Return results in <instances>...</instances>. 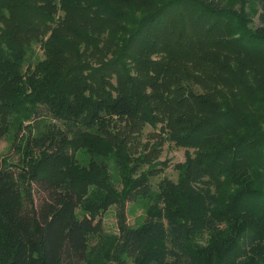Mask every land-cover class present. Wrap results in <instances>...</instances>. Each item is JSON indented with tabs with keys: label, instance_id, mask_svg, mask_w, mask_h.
<instances>
[{
	"label": "trees",
	"instance_id": "1",
	"mask_svg": "<svg viewBox=\"0 0 264 264\" xmlns=\"http://www.w3.org/2000/svg\"><path fill=\"white\" fill-rule=\"evenodd\" d=\"M131 1L138 17L108 0H0V139L14 131L18 155L0 161V264H264V0ZM105 37L120 47L92 67L81 46L109 54ZM38 43L46 57L28 64ZM146 125L194 151L158 192L152 172L133 178L149 153L127 152ZM150 201L130 225L128 204ZM111 205L118 233L93 246Z\"/></svg>",
	"mask_w": 264,
	"mask_h": 264
},
{
	"label": "rangeland",
	"instance_id": "2",
	"mask_svg": "<svg viewBox=\"0 0 264 264\" xmlns=\"http://www.w3.org/2000/svg\"><path fill=\"white\" fill-rule=\"evenodd\" d=\"M110 2V5L120 8L126 13H131L133 16L138 17L139 14L142 12H132L133 2L131 0H108ZM58 7H60L58 5ZM148 11V10H147ZM147 11H144L146 13ZM143 13V14H144ZM65 12L61 9L57 10L56 19H63L65 17ZM263 26V24L260 23L258 16L254 19V25L255 27ZM252 28V26H251ZM103 47L105 48V44H107L106 37L104 38ZM111 47L106 49V52L109 54H100L96 50H91L88 48V50H85V46H81V56L80 58L83 59V61H86L87 64L91 65L92 67L99 66L102 61L105 59H112L114 57L113 53V47L117 46L120 47V44L110 43ZM34 51H35V58L29 60L27 63H35V59L37 60H44L46 57V51L41 48L40 43L34 45ZM76 61H80L77 56H73ZM74 60V61H75ZM26 68V67H25ZM46 120H50L46 116H44ZM114 121H117L115 119ZM124 124V123H123ZM124 125H120V123H117V129L121 128L123 130ZM113 131H116L115 128L111 127ZM124 132V130H123ZM160 133V126L158 128H152L151 126H144L143 130L135 132L133 135L129 137V145L127 146V152L128 154L133 158H140L144 155H147L149 153L151 162L150 164H140V167L138 168L137 172L133 175V178H138L141 173H153L149 176V184L153 191L158 192L159 191V184L164 180L168 179L174 183L178 182L179 179V171L177 169V165L184 164L187 160L188 154H192L193 150H187L184 148H179L175 146L171 142H163L161 145L160 136L158 134ZM14 143V131L11 135L6 136L2 139H0V161L5 158L9 157V159L13 160L14 162L18 161V155L15 154V151L12 148V145ZM97 149L101 154H104L105 156L109 157L108 160H106L107 165H109L108 174L111 176L113 180V184L119 189L122 190L124 188L119 176V172L117 170V167L114 163L115 156L114 152L111 150L110 146L105 141H99ZM75 158L77 162L81 166L88 167L91 162V157L88 154L86 149H80L75 153ZM134 165V164H133ZM153 165V170L150 171V166ZM161 171V172H159ZM206 188V186H204ZM211 193L217 192L213 187L209 188ZM156 203L154 201L150 202H136V203H129L127 206V216H128V222L130 225H138L142 224L146 221V214L148 213L149 209L152 207H155ZM77 215L79 217L82 216V209L79 208L77 210ZM90 214V213H89ZM96 218L99 219V222L101 221V225L103 228V231L101 234L95 233L93 234L91 238V244L93 246L100 245V239L103 237L113 238L114 235L118 233V226H117V207L114 205L108 206L104 211L97 213ZM221 229H225V226L222 225L220 227ZM239 229H237L236 234H238ZM218 234V233H215ZM214 234V235H215ZM214 235L211 237V234L205 233L204 235L200 236L197 239V244L205 249L208 247L210 242L212 241ZM256 244H259V240Z\"/></svg>",
	"mask_w": 264,
	"mask_h": 264
}]
</instances>
